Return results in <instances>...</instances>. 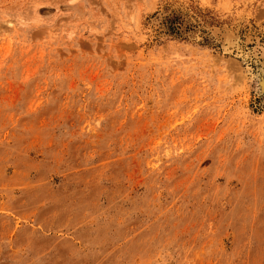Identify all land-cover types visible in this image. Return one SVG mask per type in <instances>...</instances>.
I'll return each instance as SVG.
<instances>
[{
  "label": "rangeland",
  "instance_id": "1",
  "mask_svg": "<svg viewBox=\"0 0 264 264\" xmlns=\"http://www.w3.org/2000/svg\"><path fill=\"white\" fill-rule=\"evenodd\" d=\"M263 82L264 0H0V264H264Z\"/></svg>",
  "mask_w": 264,
  "mask_h": 264
},
{
  "label": "bare ground",
  "instance_id": "2",
  "mask_svg": "<svg viewBox=\"0 0 264 264\" xmlns=\"http://www.w3.org/2000/svg\"><path fill=\"white\" fill-rule=\"evenodd\" d=\"M261 86L264 88V82L262 83V85H261ZM263 88H262V89H263Z\"/></svg>",
  "mask_w": 264,
  "mask_h": 264
}]
</instances>
